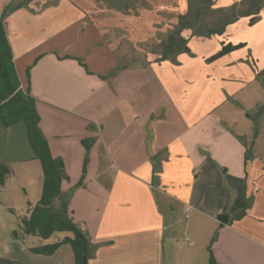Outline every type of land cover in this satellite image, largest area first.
Returning <instances> with one entry per match:
<instances>
[{"label": "crops", "instance_id": "crops-1", "mask_svg": "<svg viewBox=\"0 0 264 264\" xmlns=\"http://www.w3.org/2000/svg\"><path fill=\"white\" fill-rule=\"evenodd\" d=\"M193 1L140 3L150 14L179 17ZM206 1L226 15L251 0ZM137 3L0 0L21 88L36 98L52 154L65 163L64 193L80 181L84 141L92 143L84 184L69 202L89 235L88 264H209L211 252L218 264H264V7L252 24L225 22L223 35L184 30L190 51L173 62L166 46L139 47L159 33L160 43L171 23L159 31L152 20L156 35L139 39L130 12ZM225 36L241 46L206 62ZM25 135L29 142L24 121L0 120L1 147L21 153ZM30 147L28 159L38 160ZM177 207L189 218L185 245L171 234ZM0 264L27 263L11 255Z\"/></svg>", "mask_w": 264, "mask_h": 264}, {"label": "rangeland", "instance_id": "rangeland-1", "mask_svg": "<svg viewBox=\"0 0 264 264\" xmlns=\"http://www.w3.org/2000/svg\"><path fill=\"white\" fill-rule=\"evenodd\" d=\"M194 5L193 8L188 13L192 18L191 24H194L190 27H180V33L176 31V27L179 24V17L175 16L173 12L171 13H165L163 16L161 14H150L149 9L146 5L142 3H138V6L132 7L130 12H134L138 15L137 20V27L136 29V36L142 40V38H145L149 36L150 34H154L153 30L154 27H151L150 22L154 20L155 22H159L160 25L158 26L159 31H164L166 28V23L170 22L171 25L167 26V29L169 32L165 35L163 38V42L156 40L157 37H160V33L155 36L151 41L148 43H139V47L142 49L150 50H160L161 48L159 46H166L176 39H178L179 43L178 46L186 45V42L189 41L185 37V34H183V31L186 29H192L193 33L192 36H202V37H209L208 33L209 31L217 28L220 30H226V27L228 24H225V22H229V24H235L238 23L242 25V23H245L246 21L251 23V17H255V22L257 21V18L259 17L261 13V8L264 7V0H252L247 4V10L244 11L243 9L236 8L233 13H227L226 15L221 14L218 11H215L211 9L207 3L206 0H199V1H193ZM248 12V14H247ZM8 13H6L7 15ZM187 15L186 18L190 19V16ZM174 18H177V21L174 22ZM249 19V20H246ZM186 20V19H185ZM176 23V25H175ZM164 24V26H163ZM225 24L224 28L223 25ZM244 26V25H243ZM243 26L241 28H243ZM165 27V28H164ZM157 29V30H158ZM245 29V27H244ZM156 30V29H155ZM224 31H218V32H212V34L216 33L219 35H223L225 33ZM158 31V32H159ZM179 34V37L176 32ZM244 31V30H243ZM247 34H250L249 29L246 31ZM174 37V38H173ZM227 37L225 36V39L220 46V50L228 43ZM181 40V42H180ZM185 40V43L183 41ZM174 44V43H173ZM167 49V48H166ZM140 50V49H139ZM219 50V51H220ZM171 52V51H170ZM174 52V53H173ZM180 51L173 50L171 54H173L169 60L176 62V56L180 53ZM187 52V51H182ZM210 57L206 59V62H212L209 60ZM148 69V73H149ZM158 82L154 81V93H156L159 89ZM171 117L173 116V112L171 110L170 112ZM11 135V133L8 135V137ZM24 143L21 141L23 138H20L18 140V143L20 144V152L15 153L13 151H9L11 147H1L0 146V157L4 158L6 156H9V159L14 160V164L11 166L12 171L11 174L7 177L5 183L3 185H0V257H10L11 255L14 256H20L22 260H24L27 264H76L75 262V255L72 249V246L69 242L63 243L58 250L49 255L45 254H39L34 253L29 250H25V246L29 244H35V245H41L46 243H53L58 241L59 239H63L66 236H73V233L71 231H61L56 232L54 235L47 239H43L38 236H29L25 240L17 241L15 244H11V240L14 239L12 228H10L12 225L13 228L16 229V220L17 215H22L23 213H26L27 209L31 206H34L38 203V200L41 198L42 194V168L40 165V161L38 160H29V149L27 151V146L30 147V143L28 142L27 135H25ZM20 141V142H19ZM31 149V147H30ZM159 155H156L155 157L158 158ZM90 159V155H89ZM21 160H25L26 162H21ZM36 163V168H35ZM38 164V168H37ZM40 171V173H39ZM108 171V170H107ZM83 173V172H82ZM40 174V175H39ZM79 183V182H78ZM73 185L71 187V190L69 191L70 195L73 194L80 185ZM75 184V183H74ZM55 205L59 206V200H55ZM174 211V220L176 222L175 228L173 230L172 237L175 238V242L180 245H185L192 241L190 233H187V222L188 217L185 216V212L181 207L177 208H171ZM168 214V213H167ZM73 221L77 224V222L74 220L73 216L71 215ZM172 220V219H171ZM167 221H170L168 218ZM12 224V225H11ZM16 240V238H15ZM13 246L19 247L20 249H13Z\"/></svg>", "mask_w": 264, "mask_h": 264}, {"label": "trees", "instance_id": "trees-1", "mask_svg": "<svg viewBox=\"0 0 264 264\" xmlns=\"http://www.w3.org/2000/svg\"><path fill=\"white\" fill-rule=\"evenodd\" d=\"M141 1L138 0V3ZM128 7L129 5H126L123 10L128 12ZM235 7L236 5L230 10L235 11ZM7 12L8 7L0 14V120L6 127L18 121H24L27 124L29 142L35 151L36 157L40 160L43 170V188L40 201L36 205L29 207L25 214L17 215V228L13 230V236L15 238L23 235L38 236L47 239L56 232L71 231L73 236H66L53 243L35 246L31 250L35 253L49 255L55 253L63 243L69 242L75 255L76 264H84V251L88 264L90 257L89 235L73 221L71 217L72 211L69 207L71 195L64 193L62 189L63 180L68 178L65 173V163L62 158L55 157L52 154L49 141L40 126L41 117L36 108V98L21 88V81L5 27ZM187 15H179L180 22L176 28L178 33H180L181 26L189 27L194 25L191 24L192 17L189 15L190 19H187ZM251 20V23H254L255 17H251ZM220 29L215 28L207 34L221 31ZM176 36L179 37V34ZM178 41L175 38L168 47H165V50L190 51L187 45L178 46ZM183 43H185V40ZM240 46L241 44L233 45L229 43L211 56L209 60H215ZM84 144L86 146V157L83 174L78 183L80 186L84 184L92 143L85 140ZM107 160V155L104 153L102 163L105 164ZM11 171V165L0 161V185L5 183ZM56 199L59 200L58 207L55 205ZM209 264H218L212 252Z\"/></svg>", "mask_w": 264, "mask_h": 264}, {"label": "water", "instance_id": "water-1", "mask_svg": "<svg viewBox=\"0 0 264 264\" xmlns=\"http://www.w3.org/2000/svg\"><path fill=\"white\" fill-rule=\"evenodd\" d=\"M84 264H87V257L85 251H84Z\"/></svg>", "mask_w": 264, "mask_h": 264}]
</instances>
